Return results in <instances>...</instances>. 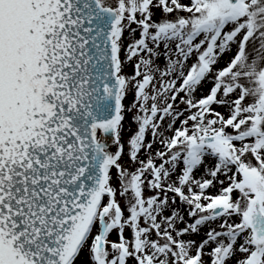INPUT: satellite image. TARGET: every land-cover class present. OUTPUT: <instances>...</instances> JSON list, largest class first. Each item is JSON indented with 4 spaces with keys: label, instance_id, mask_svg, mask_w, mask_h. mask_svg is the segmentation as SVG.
Here are the masks:
<instances>
[{
    "label": "snow or ice",
    "instance_id": "obj_1",
    "mask_svg": "<svg viewBox=\"0 0 264 264\" xmlns=\"http://www.w3.org/2000/svg\"><path fill=\"white\" fill-rule=\"evenodd\" d=\"M0 264H264V0H0Z\"/></svg>",
    "mask_w": 264,
    "mask_h": 264
},
{
    "label": "rangeland",
    "instance_id": "obj_2",
    "mask_svg": "<svg viewBox=\"0 0 264 264\" xmlns=\"http://www.w3.org/2000/svg\"><path fill=\"white\" fill-rule=\"evenodd\" d=\"M227 58H228V57L225 56L224 59L227 60ZM208 87H210V85H205V90H206ZM135 127H136V126H135L134 124L131 123V120H130V119L126 121V123H125V129H126V130L129 129V128H131L132 130H134ZM128 135H130V133H129L128 131H125V133H124V138L127 139ZM124 159L127 160V156H125ZM202 233H203V230H202ZM196 239H200V237H196ZM84 258L86 259V254H85V257H84Z\"/></svg>",
    "mask_w": 264,
    "mask_h": 264
}]
</instances>
